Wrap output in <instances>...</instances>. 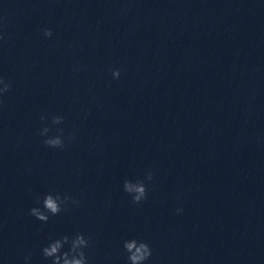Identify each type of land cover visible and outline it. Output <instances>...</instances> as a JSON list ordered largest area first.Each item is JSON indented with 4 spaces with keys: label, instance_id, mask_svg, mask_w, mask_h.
<instances>
[{
    "label": "clouds",
    "instance_id": "clouds-1",
    "mask_svg": "<svg viewBox=\"0 0 264 264\" xmlns=\"http://www.w3.org/2000/svg\"><path fill=\"white\" fill-rule=\"evenodd\" d=\"M43 35L51 38L53 32L50 28H44ZM0 42H6L3 26H0ZM79 71V69H74ZM121 75L119 69L112 70L113 79H118ZM11 90V82L0 76V105L3 104V98ZM44 126L40 129L39 135L45 137L43 140L44 146L53 149L63 150L66 147L64 139V129L56 128V134L49 135L52 128L48 125V118L44 115L40 117ZM65 117L60 115H53L51 117V125L58 126L63 124ZM71 139V137H69ZM154 179V172L147 171L144 179H137L136 181L124 180L123 190L126 194L131 196L133 204H141L148 198V189L145 181L151 182ZM38 202L40 198H37ZM79 204L80 201L60 193L52 194L46 193L42 198V207H32L29 214L37 220L47 223L51 217L59 215L64 211L65 206L69 203ZM177 213L182 212V209H176ZM67 246V247H66ZM91 246V238H86L82 233L75 235H62L55 239H49L46 246L41 249V254L45 260H50L51 264H89L86 249ZM123 249L127 253L128 264H147L152 258L153 250L151 246L136 238L125 240L123 242ZM30 255L25 257L26 261L30 260Z\"/></svg>",
    "mask_w": 264,
    "mask_h": 264
}]
</instances>
